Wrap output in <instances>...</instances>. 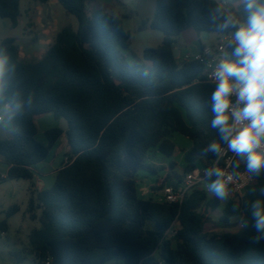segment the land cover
Returning a JSON list of instances; mask_svg holds the SVG:
<instances>
[{
  "label": "trees",
  "instance_id": "1",
  "mask_svg": "<svg viewBox=\"0 0 264 264\" xmlns=\"http://www.w3.org/2000/svg\"><path fill=\"white\" fill-rule=\"evenodd\" d=\"M57 1L79 26L58 32L40 60L23 61L13 37L0 42L9 66L0 101L20 104L11 120L2 119L11 129L10 138L0 139L7 179L34 180L37 166L63 135L69 149L68 163L57 171L52 187L30 199L28 213L41 226L31 231L29 247L14 254L17 264L27 259L34 264H264V242L249 243L254 229L244 226L251 202L264 199V174L254 177L240 201H220L209 191L194 190L180 205L160 203L141 198L138 188L139 171L157 174L159 169L149 162L152 152L173 156L174 133L193 143L194 162L185 172L197 161L215 158L200 153L218 139L207 106L214 84L205 77L203 63L180 64L173 50L188 29L231 34L208 21L216 0H156L153 18L140 29L162 32L163 41L146 48L142 57L132 53L134 65L126 61L131 36L121 17L104 11L98 0ZM228 4L246 20L239 0ZM20 16V0H0V18L17 28ZM46 114L66 119L69 127L46 131L44 144L37 140L36 119ZM238 169L245 170L244 165ZM221 207L219 226L241 218L237 233L206 230V214ZM19 209L14 205L5 212L0 237ZM174 221L180 228L166 240Z\"/></svg>",
  "mask_w": 264,
  "mask_h": 264
},
{
  "label": "rangeland",
  "instance_id": "2",
  "mask_svg": "<svg viewBox=\"0 0 264 264\" xmlns=\"http://www.w3.org/2000/svg\"><path fill=\"white\" fill-rule=\"evenodd\" d=\"M98 5L106 12L121 17L126 31L131 36L130 49L125 52L126 61L134 65L132 53L142 57L146 48L158 47L162 42L163 33L156 30H141L140 27L152 19L155 13L156 0H98ZM21 16L17 28L12 27L9 19L0 18V42L8 37H13L19 47L20 58L25 62H36L42 58L47 49L53 44L58 32L65 27L77 30L79 23L75 16L68 13L57 0H50L46 4L35 0H20ZM218 34L202 33V42L206 46L217 45ZM180 64L183 63L185 53L191 54L185 47ZM197 54V53H196ZM8 111L5 104L0 101V116L6 118ZM60 120H56L53 114H46L36 119L37 140L47 144L46 131L59 127ZM11 137V129L7 120L0 121V139ZM171 141L175 145V151L171 158L152 152L150 164L159 168L157 174L148 171H139L138 188L140 197L150 199L153 195H144L150 186H155L166 176V169L170 164L175 168L170 174L173 176L183 175L187 166V155L193 147L192 141L174 133ZM68 145L65 135L57 142L50 152L49 157L37 166V175L34 180H9L7 179L8 165L0 157V221L6 219L5 212L12 206L18 205L19 211L8 219V231L0 237V264H17L15 253L28 248L29 236L33 229L40 228L39 220L31 219L28 208L31 197L37 198L38 192L44 188H51L57 171L67 164ZM197 164H200L197 161ZM162 168V169H160ZM223 207L206 214V230L210 233H237L240 229L239 218L232 221L229 226L220 227L219 218ZM39 215L40 212H37ZM22 264H34L31 259L24 260ZM107 264H122L112 261Z\"/></svg>",
  "mask_w": 264,
  "mask_h": 264
},
{
  "label": "clouds",
  "instance_id": "3",
  "mask_svg": "<svg viewBox=\"0 0 264 264\" xmlns=\"http://www.w3.org/2000/svg\"><path fill=\"white\" fill-rule=\"evenodd\" d=\"M239 4L246 20L229 6L228 0H216L208 10V21L216 30H233L231 54L226 53L215 64L211 72L214 88L207 101L212 114L209 126L218 139L200 150L202 156L211 153L219 161L225 145L235 157L225 167L213 163L204 169V176L210 181L207 189L220 201L230 198L229 186L239 177L237 169L241 164L251 177L264 174V0H239ZM8 72V57L0 52V94L6 87ZM5 108L11 120L20 104L12 99ZM236 210L233 205L232 211ZM249 224L254 229L249 243L264 242V199L251 202L245 228Z\"/></svg>",
  "mask_w": 264,
  "mask_h": 264
},
{
  "label": "built area",
  "instance_id": "4",
  "mask_svg": "<svg viewBox=\"0 0 264 264\" xmlns=\"http://www.w3.org/2000/svg\"><path fill=\"white\" fill-rule=\"evenodd\" d=\"M231 39V34L221 36L217 45L204 47L201 52L195 55L185 54L183 62L198 61L203 63L204 75L207 80L213 84L211 72L220 58H222L226 53L231 54L232 48L229 47ZM1 120L2 119H0V121ZM222 147L225 148V152L222 154V159L219 161H216L214 158L210 162H207L204 158L203 163L198 164L196 168L178 176L171 175V167H169L166 169V176L162 179V182H159L154 188H150L149 191L143 192V194L153 195L152 198L160 203L180 205L183 203L185 197L194 190H203L208 192V180L204 176V169L211 166L213 163H218L219 166L225 167L235 160V157L226 151V146L223 145ZM237 171L240 175L229 186V189L230 199L240 201L245 197L248 188L253 184L254 177L249 176L245 170L237 169ZM239 221L241 228V218H239ZM179 228L180 223L178 221H174L171 227L166 231L165 239L171 240ZM46 264H50V262H47Z\"/></svg>",
  "mask_w": 264,
  "mask_h": 264
},
{
  "label": "crops",
  "instance_id": "5",
  "mask_svg": "<svg viewBox=\"0 0 264 264\" xmlns=\"http://www.w3.org/2000/svg\"><path fill=\"white\" fill-rule=\"evenodd\" d=\"M148 20H151V19H148ZM220 38H221V36H219L218 40ZM162 41H163V38L161 39V42ZM183 47H185L187 50H189V52H191L193 55H195L196 53L201 52V50L204 47H208V46H206L202 42V34H198L193 29H188V30L184 31L177 39V43H176L175 48L179 50V57L182 56V49L181 48H183ZM185 54H187V53H185ZM171 170H173V169H171ZM155 186H150L149 189L154 188Z\"/></svg>",
  "mask_w": 264,
  "mask_h": 264
},
{
  "label": "water",
  "instance_id": "6",
  "mask_svg": "<svg viewBox=\"0 0 264 264\" xmlns=\"http://www.w3.org/2000/svg\"><path fill=\"white\" fill-rule=\"evenodd\" d=\"M173 53H174L175 58H178L179 50L175 48L173 50ZM68 127H69L68 121L66 119H64V118L60 119L59 128L62 129V130H67ZM186 161L188 163H193L194 162V156L192 154L187 155Z\"/></svg>",
  "mask_w": 264,
  "mask_h": 264
}]
</instances>
